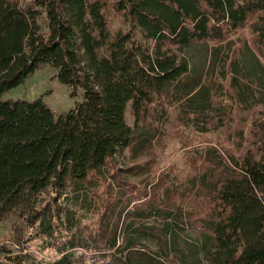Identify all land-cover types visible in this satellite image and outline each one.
<instances>
[{
	"label": "trees",
	"instance_id": "trees-1",
	"mask_svg": "<svg viewBox=\"0 0 264 264\" xmlns=\"http://www.w3.org/2000/svg\"><path fill=\"white\" fill-rule=\"evenodd\" d=\"M109 9L127 29L109 27ZM245 28L264 61V0H0V223L13 215L35 227L42 248L61 255L55 262L78 247L115 250L114 234L104 240L90 228L74 229V241L68 220L90 174L133 141L127 105L139 120L167 84L190 95L194 87L180 81L188 64L171 47L208 41L216 50ZM42 64L83 89L81 101L58 116L41 96L1 98ZM220 86L208 84L212 97ZM211 160L230 174L205 193L201 210L187 209V225L213 236L207 264H264V152L232 159L233 168L214 154ZM21 244L25 249V238ZM4 256L0 264H24L23 254Z\"/></svg>",
	"mask_w": 264,
	"mask_h": 264
},
{
	"label": "rangeland",
	"instance_id": "rangeland-1",
	"mask_svg": "<svg viewBox=\"0 0 264 264\" xmlns=\"http://www.w3.org/2000/svg\"><path fill=\"white\" fill-rule=\"evenodd\" d=\"M109 10V27L127 29L122 15ZM171 48L188 64L180 81L194 87L192 95L167 84L139 120L128 104L125 119L134 129L133 141L90 174L69 214L74 241L79 237L74 229L90 228L104 240L114 234L116 249L105 253L101 246L88 253L78 247L67 260L55 262L61 255L42 248L35 227L11 215L0 223V251L8 249L0 258L23 254L24 264H121L122 259L124 264H207L213 236L187 225V209L201 210L205 193L230 174L218 170L213 154L233 168L232 159H257L264 152V61L252 52L247 28L233 32L216 50L208 41ZM54 73L42 64L1 98L41 96L55 116L63 114L81 101L83 89L61 83ZM213 81L221 84L219 97L208 91ZM233 81L240 85L233 87ZM172 183L182 192H174ZM24 238L27 246L20 249Z\"/></svg>",
	"mask_w": 264,
	"mask_h": 264
}]
</instances>
